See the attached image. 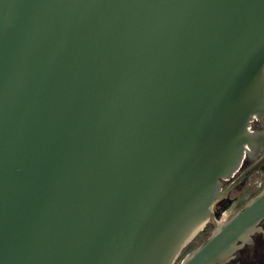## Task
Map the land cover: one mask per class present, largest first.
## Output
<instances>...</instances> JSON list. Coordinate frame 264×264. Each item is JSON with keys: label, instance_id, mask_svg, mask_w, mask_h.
Returning a JSON list of instances; mask_svg holds the SVG:
<instances>
[{"label": "water", "instance_id": "obj_1", "mask_svg": "<svg viewBox=\"0 0 264 264\" xmlns=\"http://www.w3.org/2000/svg\"><path fill=\"white\" fill-rule=\"evenodd\" d=\"M263 116L264 0H0V264H176Z\"/></svg>", "mask_w": 264, "mask_h": 264}, {"label": "flooded vegetation", "instance_id": "obj_2", "mask_svg": "<svg viewBox=\"0 0 264 264\" xmlns=\"http://www.w3.org/2000/svg\"><path fill=\"white\" fill-rule=\"evenodd\" d=\"M250 132L263 140L264 116L253 118L249 125ZM264 190V146L256 153L248 151L237 172L223 181L220 192L209 209L210 220L179 256L178 264L188 253L198 248L210 236L215 227L227 222L236 213L243 210L248 202ZM236 205L233 212L218 224L214 220ZM238 247L231 256L220 264H264V216L255 225V229L245 242H237Z\"/></svg>", "mask_w": 264, "mask_h": 264}, {"label": "rangeland", "instance_id": "obj_3", "mask_svg": "<svg viewBox=\"0 0 264 264\" xmlns=\"http://www.w3.org/2000/svg\"><path fill=\"white\" fill-rule=\"evenodd\" d=\"M236 208V205L232 206L230 209H228L227 211H225L222 215H220L219 217H217L214 220V224H218L220 222H222L223 220H225L226 218H228V216L233 212V210Z\"/></svg>", "mask_w": 264, "mask_h": 264}]
</instances>
